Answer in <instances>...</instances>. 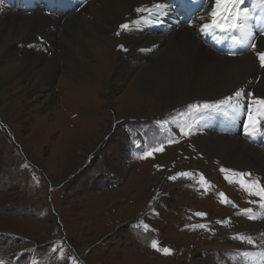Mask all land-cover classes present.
<instances>
[{
    "label": "rangeland",
    "instance_id": "obj_1",
    "mask_svg": "<svg viewBox=\"0 0 264 264\" xmlns=\"http://www.w3.org/2000/svg\"><path fill=\"white\" fill-rule=\"evenodd\" d=\"M191 28L199 30V25ZM15 42L10 44L21 58L24 47ZM171 43L176 50L181 46L177 31L160 39V52ZM118 47L115 51L123 53L124 48ZM136 65L132 67L138 69ZM58 70L46 83L38 85L39 78H31L23 90H7L5 84L0 91V262L251 264L253 259L241 253L253 249L235 236L258 235L250 233L253 221L242 210L259 206L249 203L235 183L224 179L230 173L220 169L245 171L215 162L199 151L196 134L183 139L181 146L163 147L141 158L152 147H159L153 139L155 119H175L186 102H203L196 101L199 89L175 106L184 99L178 89L159 100L137 93L131 75L127 85L114 86L102 79V85H97L87 76L88 85L96 86L87 96L86 86L77 81L80 78L66 74L60 78L62 66ZM224 73L236 76L240 72L229 69ZM244 103L248 105L247 100ZM179 122L187 124L182 119ZM130 130L141 131L139 160L137 150L129 145ZM177 173L191 175L168 178ZM201 176L211 185L207 191ZM219 193L230 203H221ZM153 240L158 248L170 249V254L153 248Z\"/></svg>",
    "mask_w": 264,
    "mask_h": 264
},
{
    "label": "bare ground",
    "instance_id": "obj_2",
    "mask_svg": "<svg viewBox=\"0 0 264 264\" xmlns=\"http://www.w3.org/2000/svg\"><path fill=\"white\" fill-rule=\"evenodd\" d=\"M147 1L158 0H100L99 2L91 0L78 13L65 18L62 23L55 19L45 18L40 12L26 15L13 14L5 10L0 14V74L2 75L0 91H2V85L5 84H8L7 90H12L13 87L23 90L31 78H39L38 85L42 84V81L46 83L52 75L57 73L56 71L61 70L58 68L62 66L60 78H65V74L71 78L77 76L80 78L77 81L86 86L84 95L87 94V96L96 91V86L91 83L88 85L91 80L87 79V76L94 78L92 80L97 85L105 81L114 86L116 83L121 85L126 82L125 85H127L131 75V80H135L136 92L155 99L161 100L164 94L169 95L178 89L184 99L175 106L190 99L193 91L197 89H199V95L196 96L198 98L196 101L218 100L239 88H243L245 94L252 93L256 98H264L262 95L264 94V69H259L251 55L235 59L216 55L209 47L201 43L197 35L202 36L203 34L195 28L196 33L192 28L181 27L177 30V35L182 40L177 50L171 43L161 52L158 46L150 54H134L138 43L141 48H146L156 42L160 44L158 37L151 38L150 35H144L142 38L135 39L130 34L123 35L124 30L120 28V24H125L134 18L133 8ZM253 1L258 3V0ZM205 2L203 10L210 7L209 0ZM252 6H254L253 2ZM52 23L54 24L53 32H46V28ZM117 33L120 34L117 35ZM13 40L24 47L23 56L20 54L21 58L14 53L15 49L10 44ZM118 46L124 48L123 53L115 51L118 50L116 49ZM257 49H264V39L259 40ZM140 62L144 65L140 66ZM136 64L140 66L138 69ZM133 65H136V69L132 67ZM110 68H112V78H109ZM229 69H235L240 73L236 76H227L224 71ZM24 78L27 79L25 82ZM246 100L242 97L240 103L243 104ZM173 102L174 100L171 99L170 104ZM227 114L230 117L234 115L230 111H227ZM215 117V121L219 123L218 126H222L224 121L220 118L219 112ZM261 127L264 128V122ZM263 137L264 134H261L259 139ZM195 141L197 149L215 162L220 160L221 163L238 167L239 170L251 172L252 175L260 177L264 183V153L261 147L255 148L238 136L227 138L209 134L207 137L197 136ZM250 168L254 170H248ZM181 201L184 202L182 198ZM251 224L249 227L252 230L251 233L264 234V221Z\"/></svg>",
    "mask_w": 264,
    "mask_h": 264
},
{
    "label": "snow or ice",
    "instance_id": "obj_3",
    "mask_svg": "<svg viewBox=\"0 0 264 264\" xmlns=\"http://www.w3.org/2000/svg\"><path fill=\"white\" fill-rule=\"evenodd\" d=\"M249 0H209V9L202 10L199 15L193 14V18L188 21L189 25H199V31L206 36H216L222 34L232 45L244 46L250 48L256 59L259 61V66L264 69V49H257L254 36V23H259V34L264 35V16L258 15L252 8H249ZM188 3H195V0H188ZM261 6H264V0H258ZM171 6L179 7V4L173 5L172 0H158V2L152 3L149 6L136 8L135 11L140 16V21H151L154 18H158L164 11L168 10ZM140 21H133L131 24H121V30H129L132 26ZM120 33H117L119 35ZM234 55V52H229ZM245 97L248 101L247 106V120L245 122V132L248 136H255L257 134H264V128L261 127L264 122V98H256L252 93L245 94L243 88H239L228 96L215 101H205L196 104L189 105L190 110L197 112L215 110L218 112L230 111L232 114H238L241 107V98ZM255 106V107H254ZM194 130H198L194 123L186 125H180L178 135L189 136L192 135ZM168 143L178 142L174 138H169ZM163 151V143H160L159 147H152L150 151H146L141 158H147L153 155V153ZM159 167V166H157ZM222 173H231V175H225L224 179L229 183H235L240 190L247 193L249 196L257 197L258 200L249 201L252 204H258L260 215L264 216V183H261L259 179H252L251 172H235L232 169L221 168ZM191 173H177L176 176L168 177L170 180L176 179L178 176H190ZM201 181L204 185H207L205 191L211 187V185L204 180L201 176ZM222 197L221 203H230L224 193H219ZM233 207L236 205L233 204ZM242 214L246 215L250 220L257 219L258 215L253 208L242 210ZM198 216H204L205 213H196ZM147 229V225H144ZM201 228H206V225H199ZM242 242H246L250 245L256 244L257 238L246 235L238 234L237 237ZM153 248L158 251H163L164 254H170V249L157 247V242L152 241ZM259 251L256 253L243 252L242 257H257L259 264H264V234L259 237L258 244ZM56 251V249H53ZM2 264V262H0ZM244 264H248L245 261ZM251 264H257V261L252 260Z\"/></svg>",
    "mask_w": 264,
    "mask_h": 264
},
{
    "label": "flooded vegetation",
    "instance_id": "obj_4",
    "mask_svg": "<svg viewBox=\"0 0 264 264\" xmlns=\"http://www.w3.org/2000/svg\"><path fill=\"white\" fill-rule=\"evenodd\" d=\"M64 238V237H63ZM70 246V245H69Z\"/></svg>",
    "mask_w": 264,
    "mask_h": 264
}]
</instances>
